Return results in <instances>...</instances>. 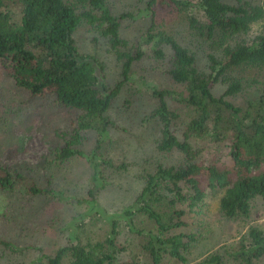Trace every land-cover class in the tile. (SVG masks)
I'll list each match as a JSON object with an SVG mask.
<instances>
[{
	"label": "trees",
	"instance_id": "trees-1",
	"mask_svg": "<svg viewBox=\"0 0 264 264\" xmlns=\"http://www.w3.org/2000/svg\"><path fill=\"white\" fill-rule=\"evenodd\" d=\"M169 1L211 49L206 69L173 35L154 33L153 20L136 54L125 63L124 79L111 88L102 63L80 53L75 33L87 23L101 27L112 43L120 44L122 20H136L139 13L114 16L105 0H18L15 4L0 0V80L8 76L32 98L53 99L77 113L73 132L62 135L68 139L52 164L66 166L80 158L91 165V177L98 181L102 172L95 168L96 161L101 159L106 135L117 128L110 111L129 80L132 65L147 55L142 47L158 45L153 54L160 60L168 58L165 74L177 87H154L152 97L160 125L156 149L162 154L179 153L180 163H158L146 169L141 193L121 213L108 216L98 209L110 224L104 240L72 238L42 264H164L172 260L184 264L185 254L198 240L196 233L183 232L193 225L188 218L196 210L203 212L213 193L221 194L220 210L229 219L248 217L257 199L264 204V0ZM155 2L151 0L147 7L152 19ZM254 26V34L249 35ZM163 46L170 49L169 56ZM220 86L224 91L217 95ZM173 102L184 105L189 116L183 119ZM88 134L97 138L92 155L81 149ZM51 177L42 187L34 177L0 165V197L23 200L54 195L60 200L52 190L55 177ZM93 188L88 195L94 200ZM137 215L151 221L156 233L138 228ZM119 220L126 222L132 238L147 239L137 245L144 258L132 252L124 261L127 248L118 242ZM227 258L238 264H264V232L251 229ZM223 259L215 256L206 264H223Z\"/></svg>",
	"mask_w": 264,
	"mask_h": 264
},
{
	"label": "rangeland",
	"instance_id": "rangeland-1",
	"mask_svg": "<svg viewBox=\"0 0 264 264\" xmlns=\"http://www.w3.org/2000/svg\"><path fill=\"white\" fill-rule=\"evenodd\" d=\"M11 1L13 4L18 2ZM105 1L114 16L139 13L136 20H122L120 44L112 43L102 33L101 27L87 23L75 33L80 53L102 63L106 83L111 88L124 79L125 63L136 54L153 20L154 33L164 31L173 35L196 55L200 67L206 69V58L211 49L201 41L198 32L190 28L188 21L184 22L180 10L172 2L156 0L153 5L155 18L152 19L151 13L147 12L151 0ZM226 1L237 3L240 0ZM194 13L200 14L198 9ZM254 28L249 35L254 34L257 27ZM156 47V44L142 47L147 55L132 65L129 80L113 104L110 117L117 128H112L106 135L101 159L96 161L95 168L100 169V174L102 172L98 181L91 177L94 172L91 165L80 158L73 159L66 166L52 164L56 152L68 139L62 135L73 132L77 113L58 105L53 99L32 98L10 77L1 78L0 165L34 177L42 187H46L48 178L54 176L52 190L60 196V200L54 195L26 197L23 200L0 197V264H42L45 257L69 245L72 238H80L84 242L104 240L109 234L110 224L98 212L100 208L108 216L121 213L132 206L141 193L146 169L158 163H180L182 157L179 153L162 154L156 149L160 125L154 117L157 101L152 97V90L154 87L159 90L177 88L165 74L168 58H155L153 50ZM163 48L169 56L170 49ZM223 91L220 86L217 95ZM171 105L178 109L183 119L189 116L184 105L175 102ZM96 139L93 134L86 135L81 149L91 154ZM91 188L95 201L88 195ZM220 198L221 194L213 193L204 211L199 213L196 210L188 218L193 225L182 231L196 233L198 240L185 254L187 262L184 264H206L215 256L223 257V264H238L227 258L229 253L240 247L251 229L264 232V204L261 199L253 202L248 217L229 219L220 210ZM135 222L141 230L156 233V226L144 216L137 215ZM125 223L123 220L118 222V242L127 248L123 253L124 261L132 252L140 253L144 258L137 245L146 243L147 239L132 238ZM8 244L12 246L7 247ZM165 263L183 264L174 260Z\"/></svg>",
	"mask_w": 264,
	"mask_h": 264
}]
</instances>
